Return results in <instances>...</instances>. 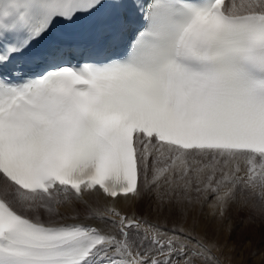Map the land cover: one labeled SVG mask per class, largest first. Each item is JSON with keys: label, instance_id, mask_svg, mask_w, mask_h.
Masks as SVG:
<instances>
[{"label": "snow or ice", "instance_id": "snow-or-ice-1", "mask_svg": "<svg viewBox=\"0 0 264 264\" xmlns=\"http://www.w3.org/2000/svg\"><path fill=\"white\" fill-rule=\"evenodd\" d=\"M141 179L264 206V0H0V264H219L115 207L116 233L55 218Z\"/></svg>", "mask_w": 264, "mask_h": 264}, {"label": "rangeland", "instance_id": "rangeland-1", "mask_svg": "<svg viewBox=\"0 0 264 264\" xmlns=\"http://www.w3.org/2000/svg\"><path fill=\"white\" fill-rule=\"evenodd\" d=\"M159 192L163 193V191ZM191 196L193 200L191 204L184 200L182 195L167 196L165 199H170V206H167L166 203L164 205L162 202H156L155 208H152L153 212L150 214L154 223V225H150L153 228L152 233H147V235L151 236L154 232H159L161 237L167 239L174 235L173 228L183 229V225L186 226L190 223V231L185 232L197 237V239H203L206 244L214 242L216 247L212 248V254L220 261L219 264H264V206L252 200L246 203L244 197L238 196L235 202H230L227 205L223 216L220 215L219 208H217L219 212L213 216V211L211 213L206 212L207 207L213 205L212 195L208 194V198L205 199L204 193L197 197V194L192 192ZM178 197H180V202L177 203ZM187 217L189 218L186 220ZM55 218L60 219L63 216L59 215ZM182 219L183 221H181ZM194 222L196 223L192 224ZM197 223L203 227L206 225H208L207 228L213 227V231L203 234L202 230L196 229ZM199 231L202 235L199 234ZM140 236L141 234H139V238ZM133 237L136 238L137 236ZM149 247L151 246L149 245ZM197 264H202V261L198 260Z\"/></svg>", "mask_w": 264, "mask_h": 264}, {"label": "bare ground", "instance_id": "bare-ground-1", "mask_svg": "<svg viewBox=\"0 0 264 264\" xmlns=\"http://www.w3.org/2000/svg\"><path fill=\"white\" fill-rule=\"evenodd\" d=\"M239 2H240V0H237V3H239ZM225 3L226 4L231 3V0H226ZM140 187H141V196L140 197H133V198L125 199V198H123V196H121V197H118L116 200H113L111 198H107L102 192L97 193V192L93 191L91 194L86 192L83 195V197L79 200L73 199V200H70L68 202L58 204L56 206V208L58 209L59 215L63 216V219L67 220L68 222H72L73 220H75L76 222H81L84 224L91 225L93 227L100 228V229L105 230V231H111L113 233H116L117 229H118V224L114 225L112 223V221H114V220L118 221L119 218L112 215L108 211L109 208L115 207L116 209H118L120 211V213L122 215L127 216L128 218L134 219V220L139 222V225H140L139 229L134 227V228L130 229L129 231L131 232L133 239L140 240L141 238L144 237L143 233H145V235H147V233H152L153 228L151 226L154 225V223L152 222V218L150 217V214H151V212H153L152 208L154 207L156 202H162L163 204L166 203L168 206L170 204V199L168 198L169 199L168 200L165 198L167 196L172 197V195H166L167 192H169V186L163 182L161 183V186L159 188L153 187L150 190H145L143 188V181L141 179ZM158 191H163V193L159 192L160 193L159 194ZM162 195H166V196H162ZM174 196H178V195H174ZM210 196H211V194H210ZM213 199H214V197H211V200L213 201V205L208 206L206 209V212L211 213V211H213V216H215L216 213L219 212L217 209L219 207L214 206L215 202ZM178 202H180V197H178L177 203ZM166 204H164V205H166ZM238 204H239V202H238ZM209 205H211V204H209ZM153 214H155V213H153ZM188 214H189V212H188ZM178 216L180 217V214ZM188 218L189 217H187L186 220ZM181 221H183V219ZM191 222H193V221H191ZM175 223H176V221H175ZM195 223L196 222H194L192 224H195ZM171 225H172V223H171ZM199 225L197 223L196 229L197 230L199 229L200 231L202 230L203 234H205L206 232L213 231V227L207 228L208 225H206V227H203V225H200V226ZM176 226H178V225H176ZM186 226L185 225L182 226L183 230L184 231H190L189 230L191 227L190 223L188 225L189 228H188V226L187 227ZM201 226H202V228H201ZM191 229H193V228H191ZM134 232H135V234H134ZM139 234H141L140 238H139ZM199 234H201V232ZM133 236H137V237L134 238ZM209 237H211V236H209Z\"/></svg>", "mask_w": 264, "mask_h": 264}]
</instances>
